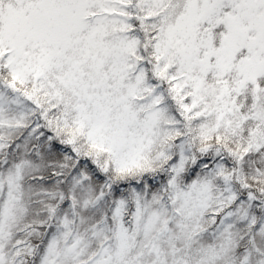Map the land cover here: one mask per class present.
I'll list each match as a JSON object with an SVG mask.
<instances>
[{
    "label": "snow or ice",
    "instance_id": "6c2138e0",
    "mask_svg": "<svg viewBox=\"0 0 264 264\" xmlns=\"http://www.w3.org/2000/svg\"><path fill=\"white\" fill-rule=\"evenodd\" d=\"M0 264H264V0H0Z\"/></svg>",
    "mask_w": 264,
    "mask_h": 264
}]
</instances>
